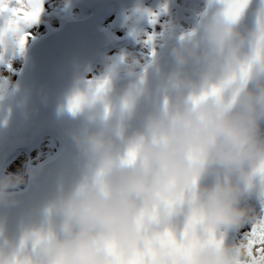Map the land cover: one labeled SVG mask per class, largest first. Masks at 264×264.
<instances>
[{
  "label": "clouds",
  "instance_id": "clouds-1",
  "mask_svg": "<svg viewBox=\"0 0 264 264\" xmlns=\"http://www.w3.org/2000/svg\"><path fill=\"white\" fill-rule=\"evenodd\" d=\"M4 2L0 60L23 51L35 24L12 12L29 10V0ZM229 7L205 0L191 28L144 33L148 59L121 52L104 57L98 74L73 76L58 111L73 122L74 172L10 218L3 210L22 206L37 173L0 171V264H128L146 248L147 264H184L168 241L186 236L191 264L260 260L245 237L226 238L264 218V0L250 26L246 9L234 19ZM14 92L0 75L5 119Z\"/></svg>",
  "mask_w": 264,
  "mask_h": 264
},
{
  "label": "water",
  "instance_id": "water-1",
  "mask_svg": "<svg viewBox=\"0 0 264 264\" xmlns=\"http://www.w3.org/2000/svg\"><path fill=\"white\" fill-rule=\"evenodd\" d=\"M122 1L80 0L81 14L62 17L57 26L47 29L25 45L12 81L15 92L6 119L3 109H0V171H4L7 162L18 153L31 151L44 141H49L53 148L29 167L37 175L22 193V206L3 210L2 214L10 218L19 216L28 207L45 199L58 179L69 178L73 174V150L67 137V129L73 126V122L66 114L59 113V103L73 76L89 70L90 75H96L91 74L92 71L116 45L114 33L101 23L110 10L120 8ZM257 2L252 0L246 9L243 24L250 26L253 23ZM160 57L163 65L166 57L162 50ZM251 203L259 218L260 203L255 199ZM250 228L251 225L246 224L232 229L226 242L244 238Z\"/></svg>",
  "mask_w": 264,
  "mask_h": 264
},
{
  "label": "bare ground",
  "instance_id": "bare-ground-1",
  "mask_svg": "<svg viewBox=\"0 0 264 264\" xmlns=\"http://www.w3.org/2000/svg\"><path fill=\"white\" fill-rule=\"evenodd\" d=\"M44 1L45 0H43V2ZM79 2H80V0H63V1L59 0L55 6V9H54V5L51 9L50 14H52V15L48 14L49 11L45 12L44 14L42 13L40 17L43 18L49 26H47V28L42 30L40 32V34L45 32L47 29H50V28L57 26V24L59 23V21L62 18L64 13H66V15L69 14L71 16L81 14V11L79 9ZM123 2H122L123 4L120 6V8L110 10V12L103 17V21H102L101 25L103 27L110 29L109 24L107 25L106 23L107 22L110 24L113 23L112 27H114L115 30H118V32L124 38L123 42L121 43V46L124 45V46H127L129 49H131L130 51H127V53H131L134 56H140L141 55L142 47H143V40L140 39L139 36L134 38V36L130 34L132 32V31L130 32V30L132 29V26H133L131 21L136 20L138 22V24L136 26L137 27L141 26V23L139 22V20L141 18L139 16V12L141 9H148L147 11H149L150 13H152L156 17V22L151 25L150 30L139 29V30H136V32H147L148 31V32L159 33L160 27L164 23H165V25L171 26L177 22L176 21V19H177L176 13L177 12H171L168 9V6L166 8L159 7V5H158L159 0L148 1L149 3L147 1H144V3H142V2L138 3L137 0H125ZM196 2L197 1H195V0H177V3H178V5L181 6V8L182 7L186 8L187 6L189 7L191 4L196 3ZM204 5L200 7L199 11L196 13L197 15L204 8ZM53 9H54V11H52ZM143 19L145 21L146 17L144 16ZM40 34L34 36L32 39L38 37ZM116 38H117L116 45L113 48H111L109 51H111L118 44H120V37H116ZM32 39H30V40H32ZM119 49L120 48L113 50L114 52L113 51L111 52L112 56H115V55H118L119 53H121V52H119ZM21 57H22V53H21ZM21 57H20V61H21ZM13 58L14 57L11 55V53H9L5 56V58L3 60H0V63H8V62L10 63L11 61H13ZM19 64L20 63H18V65L15 66V71H13L11 74V77H10L11 82L15 78V75H16L15 72L17 71ZM0 71H1V69H0ZM91 74H94V70L92 71ZM45 143L46 142L42 143L41 146L45 145ZM10 162H11V160H9L7 162L4 171L6 170L7 166H9L8 164Z\"/></svg>",
  "mask_w": 264,
  "mask_h": 264
},
{
  "label": "rangeland",
  "instance_id": "rangeland-1",
  "mask_svg": "<svg viewBox=\"0 0 264 264\" xmlns=\"http://www.w3.org/2000/svg\"><path fill=\"white\" fill-rule=\"evenodd\" d=\"M58 1L59 0H45L42 4V7H43L42 13L44 14L45 12L49 11L48 14H50L53 5H54V9H55V6L58 3ZM61 1H63V0H61ZM123 1H125V0H123ZM144 1L148 2V1H153V0H137L138 3H141V2L144 3ZM195 1H197V2L191 4L189 7L187 6L186 8L185 7L181 8V6L178 5L177 0H159V3H158L159 7L166 8L168 6V9L171 12H177L176 13V17H177L176 21L177 22L171 26L165 25V23H164L160 27V31L158 34H167L169 32L180 33L181 31L189 29L192 25L194 18L197 15L196 13L199 11L200 7L205 4V0H195ZM54 9L52 11H54ZM143 10H148V9H141L139 12V16L141 17L139 20V22L141 23V26H140L141 28L136 26L138 24V22L136 20L131 21L133 26H132V29L130 30V32L131 31L133 32L134 30L136 31L139 29H144V30H150L151 29V25H149V23H148L147 15H141V12ZM50 15H52V14H50ZM65 16H69V14L66 15V13H64L62 17H65ZM144 16L146 17L145 21L143 19ZM45 22L46 21L43 18L39 17L38 21L30 29L31 35H30L28 41L30 39H32L34 36L40 34V32L42 30H44L45 28H47V26H49L47 24V22L46 23ZM106 24L107 25L109 24L110 30H112L114 32L116 37H120V44H118L111 51L107 52L105 57L106 56H112L111 52L113 50H116L117 48H120L119 52L123 51V52L127 53V51H130L131 49H129L127 46H124V45L121 46V43L123 42L124 38L121 36V34L118 32V30H115V28L112 27L113 23L110 24L107 22ZM138 33H139V35H138L139 38L142 39L144 42V40H145L144 33L145 32H138ZM147 33H155V32H148L147 31ZM21 53L22 52H19V51L16 53H11V55L14 57L13 61H11L10 63L9 62L8 63H0V69H1L0 75L11 77L12 72L15 71V66L18 65V63H20ZM138 57H143L144 59L149 58V50H148V48H146L144 46V43H143V47H142V53ZM100 67H101V64L94 70V74H98ZM44 142H46L45 145L41 146V144ZM44 142H42L38 147H36L35 149H33L31 151H28V152L24 151V152L18 153V155H16L11 160V162L8 164L9 166H7L5 171L11 172V173L22 172L26 168H29L34 162H36L40 158L44 157L48 153H50V151L53 148L52 144L49 141H44Z\"/></svg>",
  "mask_w": 264,
  "mask_h": 264
},
{
  "label": "snow or ice",
  "instance_id": "snow-or-ice-1",
  "mask_svg": "<svg viewBox=\"0 0 264 264\" xmlns=\"http://www.w3.org/2000/svg\"><path fill=\"white\" fill-rule=\"evenodd\" d=\"M17 3H21V0H16ZM43 0H29L30 9L25 11L23 8L21 9H12L13 14L20 12L24 14L29 21L30 24H34L38 21L39 15L41 12V4ZM249 0H230V7L228 9V15L231 18H239L246 7L248 6ZM7 10V6L4 0H0V11ZM155 17L152 18V23H155ZM153 39L152 36H148L146 42H151ZM24 41L21 40V50H23ZM194 223V221H190V225ZM245 239L248 243V250L251 253L255 248L257 254L260 255V260L255 261L254 264H264V218L258 220L257 223L251 226L250 232L245 234ZM168 243L173 248V256L180 255L184 258V264H191V248L194 241L185 237V239L179 243L169 240ZM151 254V250L147 249L138 254V257L135 260L129 261L128 264H147L146 256ZM164 264H177L175 258L172 260L164 262Z\"/></svg>",
  "mask_w": 264,
  "mask_h": 264
}]
</instances>
